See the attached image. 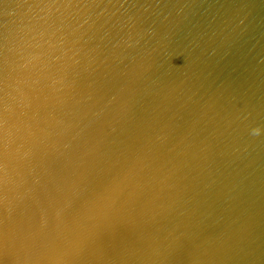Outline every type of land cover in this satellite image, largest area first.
I'll list each match as a JSON object with an SVG mask.
<instances>
[{"label":"water","instance_id":"water-1","mask_svg":"<svg viewBox=\"0 0 264 264\" xmlns=\"http://www.w3.org/2000/svg\"><path fill=\"white\" fill-rule=\"evenodd\" d=\"M0 264H264V0H0Z\"/></svg>","mask_w":264,"mask_h":264}]
</instances>
